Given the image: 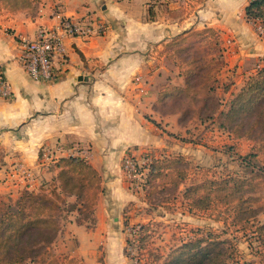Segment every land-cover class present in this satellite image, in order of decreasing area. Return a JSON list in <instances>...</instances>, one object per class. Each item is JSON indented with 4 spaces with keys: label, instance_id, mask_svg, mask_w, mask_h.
<instances>
[{
    "label": "crops",
    "instance_id": "0c3cea01",
    "mask_svg": "<svg viewBox=\"0 0 264 264\" xmlns=\"http://www.w3.org/2000/svg\"><path fill=\"white\" fill-rule=\"evenodd\" d=\"M251 1L204 0L197 7L196 0H32L18 10L0 4V66L13 93L10 100L0 99V200L15 203L22 191H37L57 180L52 166L60 158L80 147L91 150L86 160L101 174L104 193L95 230L75 220L63 226L77 239L72 257L84 264H102L103 257L105 264H135L125 253L129 236L116 233V226L124 220L145 224L151 217L143 214L146 202L127 186L121 165L132 151L162 155L160 127L144 117L147 96L155 103L169 78L184 85L177 68L153 52L186 31L214 28L225 48L221 79L231 83L228 93H238L264 67L261 23L246 17ZM63 18L84 21L95 33L64 41L67 64L58 55V82H35L21 61L23 44L41 30H57ZM19 163L28 175L15 170Z\"/></svg>",
    "mask_w": 264,
    "mask_h": 264
},
{
    "label": "trees",
    "instance_id": "16d2710c",
    "mask_svg": "<svg viewBox=\"0 0 264 264\" xmlns=\"http://www.w3.org/2000/svg\"><path fill=\"white\" fill-rule=\"evenodd\" d=\"M1 1L18 10L32 0ZM246 17L264 27V0H252L246 8ZM161 46L164 51L156 47L155 52L178 68L184 85L162 86L155 107L183 104L187 107L182 114L184 119L190 115L194 121L213 118L220 111L217 91L226 67L220 33L209 27L190 30ZM81 58L85 61L82 55ZM223 117L224 125L235 139L255 140L258 144L249 155L240 157L246 176L228 174L218 178L211 171L201 169L199 183L181 189L191 179L186 157L154 159L147 165V199L168 192L165 202L169 204L172 198L176 201L181 196L188 213L203 214L221 224L224 231L223 234H197L173 247L162 264H264V223L259 222L260 211L254 206L256 195L264 191V67L249 77L233 96ZM153 124L157 125L156 122ZM253 159L259 163H254ZM52 170L57 172L60 182L52 185V191L26 189L14 205L0 214V264H26L54 243L60 231L54 214L60 208L59 200L63 195L76 199L74 209L81 214H95L104 193L98 170L87 160L77 157L59 159ZM78 224L82 225V221ZM151 230L150 225L141 226L139 252L146 250L152 241ZM233 233L253 238L258 245L256 260L242 261L234 241L223 238V235ZM62 264L84 263L66 256Z\"/></svg>",
    "mask_w": 264,
    "mask_h": 264
},
{
    "label": "rangeland",
    "instance_id": "374dc122",
    "mask_svg": "<svg viewBox=\"0 0 264 264\" xmlns=\"http://www.w3.org/2000/svg\"><path fill=\"white\" fill-rule=\"evenodd\" d=\"M203 1L204 0H196V6L198 7ZM0 4L7 5L5 1L1 0ZM159 51L163 52L164 48L161 47ZM153 54L155 57L159 58L157 52L154 51ZM166 60L174 66L168 59ZM174 67L177 68L176 66ZM171 79L172 78H169L163 86L174 85L170 83ZM224 81V79L220 78L221 86L217 91V97L220 101V111L213 118L207 120L194 121L191 115L184 119L182 114L187 107L183 104H175L157 109L155 103L159 93L157 94L155 103L150 102L149 99L151 96L148 95L147 102L149 111H146L147 113L145 112L144 117L155 129L157 128L156 126L159 125L160 128L158 129L161 132L158 131V133L164 138L165 142L164 151L162 155L158 156L156 154L150 156L144 152L135 154L133 151L129 153V155H133L136 159H139V163H142V159L146 156L151 158L152 161L156 159V156L159 157L158 159H171L176 156L186 157L188 160L187 166L191 172V179L181 189L194 183H199L201 169L211 171V174L217 175L218 178L225 177L228 174L242 177L246 176L247 171L244 168L245 166L241 163L240 157L249 155L258 144L255 140L235 139L230 129L224 125L223 113L228 110L233 96L237 94L228 93L230 89L226 91L225 88L231 87V83ZM153 122H156L157 125L153 124ZM73 153L76 157L84 158L85 160L86 158L90 159L92 157L91 150H85L81 147L74 150ZM43 155L44 152L42 153V157H44ZM161 156L162 158H160ZM253 162L257 164L259 160L253 159ZM121 166L124 171V162H122ZM146 175H148V173ZM141 179L136 180L139 183L138 188L127 179L126 184L133 192L142 194L141 197L146 202L145 213L143 212V214L152 218H150L151 221L141 225H150L152 227L153 239L148 244L146 250L139 252L149 264H162L163 258L169 254L173 247L181 245L197 234L205 235L207 232L223 234L222 225L214 223L205 215L183 214L184 211H188L181 196H178L176 201L172 198L169 204L165 202L166 197H169L168 192H161L151 199H147V177L142 176ZM54 180L57 182L58 178L57 180L56 178L53 179V182L43 183L41 187L37 188L38 190L36 192H40L41 189L52 191V185L56 184ZM59 184L60 182L58 181V185ZM256 199L257 202L254 206L260 211L258 220L262 223L264 222V191L257 194ZM75 203L76 199L74 197L72 198L65 195L61 197V200H59L60 208L54 215L60 226V231L62 230V235L59 237V231L54 243L50 247L34 255V258L29 260L26 264H62L64 257H72L75 251L73 248L78 246L77 239L69 238L71 234H69V236L65 234L66 230L63 231V226L68 225L71 221L75 220V222H79V220H81L82 225L89 231L96 229L97 220L95 214H81L78 212V209H74ZM11 205H14L13 200L7 198L5 200H0V214L5 210L7 211V208ZM260 219L262 221H260ZM124 223L126 224L125 220L122 225L116 226V233L125 234V230L129 224L125 225ZM223 238H229L234 241L241 253L242 261L249 262L256 260L255 252L257 251L258 245L253 241L250 235L233 233L230 236L223 235ZM102 252L103 246L100 249V257L103 255ZM125 253L129 258L133 259L128 253V250H126ZM103 258H100L98 262L100 263V261H102V263L105 264Z\"/></svg>",
    "mask_w": 264,
    "mask_h": 264
},
{
    "label": "built area",
    "instance_id": "2783aa9c",
    "mask_svg": "<svg viewBox=\"0 0 264 264\" xmlns=\"http://www.w3.org/2000/svg\"><path fill=\"white\" fill-rule=\"evenodd\" d=\"M259 34L264 36V27L257 24ZM104 27L99 26V32L102 33ZM95 33L93 27L88 23L80 20H73L70 18H63L58 29L54 31L41 30L38 38L34 41L25 42L23 44V53L21 61L23 62L26 71L30 78L38 83H54L61 78L57 68V60H61L63 65L67 64L64 54V41L67 38H91ZM59 55V59L58 58ZM5 72L0 66V99L10 100L13 97L12 88L7 82ZM72 152V156L74 157ZM45 158L50 160L52 155L49 151L45 153ZM133 155H127L124 159V173L128 181L132 182L136 188L139 183L136 180L147 176V165L152 162L151 158L147 156L139 163ZM16 171L22 175H28V171L24 164L16 165ZM142 180V179H141ZM141 224L128 225L125 232L129 236L128 239V253L132 256L135 264H149L148 261L139 253ZM143 254V253H142Z\"/></svg>",
    "mask_w": 264,
    "mask_h": 264
}]
</instances>
